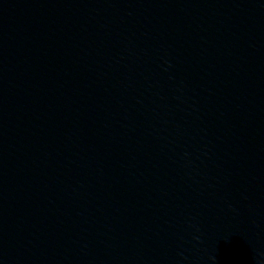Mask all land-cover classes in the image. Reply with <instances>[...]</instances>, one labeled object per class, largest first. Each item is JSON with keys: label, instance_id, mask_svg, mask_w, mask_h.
<instances>
[{"label": "water", "instance_id": "obj_1", "mask_svg": "<svg viewBox=\"0 0 264 264\" xmlns=\"http://www.w3.org/2000/svg\"><path fill=\"white\" fill-rule=\"evenodd\" d=\"M0 264H264V0H0Z\"/></svg>", "mask_w": 264, "mask_h": 264}]
</instances>
